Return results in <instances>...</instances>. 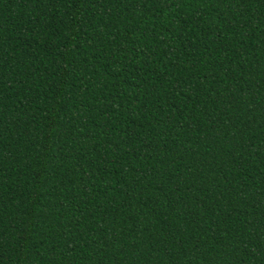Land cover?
Here are the masks:
<instances>
[{
  "label": "trees",
  "instance_id": "16d2710c",
  "mask_svg": "<svg viewBox=\"0 0 264 264\" xmlns=\"http://www.w3.org/2000/svg\"><path fill=\"white\" fill-rule=\"evenodd\" d=\"M0 264H264V0H0Z\"/></svg>",
  "mask_w": 264,
  "mask_h": 264
}]
</instances>
